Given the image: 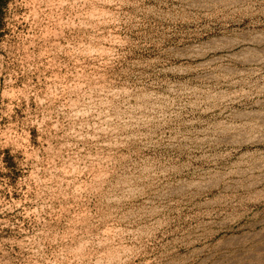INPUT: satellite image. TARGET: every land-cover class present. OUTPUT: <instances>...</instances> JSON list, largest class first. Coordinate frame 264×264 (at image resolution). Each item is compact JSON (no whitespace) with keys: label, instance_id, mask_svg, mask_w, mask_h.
<instances>
[{"label":"rangeland","instance_id":"obj_1","mask_svg":"<svg viewBox=\"0 0 264 264\" xmlns=\"http://www.w3.org/2000/svg\"><path fill=\"white\" fill-rule=\"evenodd\" d=\"M0 264H264V0H7Z\"/></svg>","mask_w":264,"mask_h":264},{"label":"trees","instance_id":"obj_2","mask_svg":"<svg viewBox=\"0 0 264 264\" xmlns=\"http://www.w3.org/2000/svg\"><path fill=\"white\" fill-rule=\"evenodd\" d=\"M7 0H0V8H2L6 4Z\"/></svg>","mask_w":264,"mask_h":264}]
</instances>
